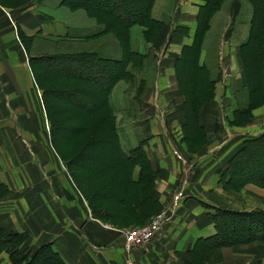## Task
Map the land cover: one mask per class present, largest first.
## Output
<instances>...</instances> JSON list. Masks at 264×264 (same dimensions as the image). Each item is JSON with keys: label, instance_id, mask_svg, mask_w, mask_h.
Instances as JSON below:
<instances>
[{"label": "crops", "instance_id": "0c3cea01", "mask_svg": "<svg viewBox=\"0 0 264 264\" xmlns=\"http://www.w3.org/2000/svg\"><path fill=\"white\" fill-rule=\"evenodd\" d=\"M205 1L176 0L171 6L174 18L162 22L152 44L145 42L140 26L129 29L131 49L140 53L147 45V58H158L159 65V73L152 83L146 85L139 102L142 106L152 105L154 110L144 114L139 129L145 138L142 146L147 162L118 160L109 162L110 166L109 163L101 166L108 169V177L113 176V186L96 197L91 192L92 186L86 183L88 198L76 186L52 145V150L47 146L46 151L52 158L50 161L45 155L43 157L37 145L28 151L35 158L33 160L18 162L0 158V184L8 188V194L0 199L1 229L26 233L25 247L50 243L65 264H124L128 256L142 264H185L189 258L187 252L195 241L215 232L208 214L210 208H256L244 201H237L240 205L243 203L242 207L235 206V189L224 186L220 179V171L235 152L234 141L230 145L224 144L234 135L235 127L230 122L238 104L229 92L228 82L229 79L239 81L242 78L239 45L247 38L249 26L238 18L242 1H229L223 19L221 7L210 19L198 54V63L206 70H201L197 77L193 76L194 72L187 69V63L182 59L183 48L193 42L198 13ZM158 4L159 8L169 7L168 0H159ZM0 10V30L9 31V34L1 33V37L7 40L6 48L0 45L2 138H27L18 129L10 128L13 110L4 97L8 88H19L17 100L28 97V90H22L20 74L27 82L24 89L30 90L35 97L34 103L40 101L46 118L41 90L30 65L31 57L86 52L112 59L123 56L114 34L106 31L83 8H69L63 0H24L15 7L0 6ZM214 22L220 28L216 35L218 44L215 42L214 47H209ZM179 26L183 28L182 32L178 31ZM11 37L16 38L25 50L27 58L24 60L19 49L14 47L11 50ZM12 53H19L17 57L21 59L15 62L11 59ZM217 59L225 60L224 72L214 71ZM11 74L16 75L12 80ZM129 80L132 82L133 76ZM114 96V90L110 91V104ZM9 101L15 105L11 99ZM28 101L30 103V99ZM118 103L115 99V106ZM259 108L255 113L264 112V104ZM138 109L134 114L129 113L134 118L132 122L140 119ZM114 117L120 148L128 156L139 146L138 140L128 141L130 148L127 150L119 133L118 121L123 120L117 111ZM198 131H204L206 140L198 147H192ZM262 131L264 128L252 122L244 126L241 133L255 135ZM50 150L57 154V158L49 156ZM62 169L67 176L63 175ZM241 193L251 196L259 208L264 206L263 188L248 184ZM161 211L167 213L166 223L144 247L127 249L129 253L126 254L124 229L147 224ZM227 251L220 264L250 263L248 257L237 258ZM8 259L5 252L0 253V264H8Z\"/></svg>", "mask_w": 264, "mask_h": 264}, {"label": "trees", "instance_id": "16d2710c", "mask_svg": "<svg viewBox=\"0 0 264 264\" xmlns=\"http://www.w3.org/2000/svg\"><path fill=\"white\" fill-rule=\"evenodd\" d=\"M140 1L63 0V3L69 8H83L106 31L114 34L123 51V56L120 59L104 58L92 52L30 58V65L34 71L36 82L42 91L41 97L45 114L51 122V136L54 137V132L58 127L53 120L60 121V119H63V123L70 127L67 139H65L66 146L77 149V154L68 160L72 170H75V168L83 170L84 168L79 161L84 157V154H91L92 151L98 149L104 150L106 156H112L110 162L118 160L130 163L147 162L144 152L139 146L134 148L128 156L121 150L113 109L108 100L114 84L128 72V68H130L128 65L130 64L133 69H139L143 66V59L146 60L147 54L144 56V54L142 55L130 49L128 36L131 26L142 25L145 29L143 33L145 42L151 44L157 39L162 26L161 21L151 18L150 8L154 0H142L143 3L138 9L134 4ZM223 1H205L198 13V24L193 42L190 46L183 48L182 59L187 62V69H191L195 77L200 74L201 70H206L203 64L198 63V54L202 48L203 38L209 27L210 19L221 8ZM248 1L252 7L253 18H251L249 24L247 38L239 45L242 78L239 80L238 89L245 95V104L234 108L231 125L238 120H242V124L246 125L250 120V111L264 104V0ZM70 61L75 62L77 67H82L80 68L81 73L84 72V74L75 73V71L69 70V67L66 68L68 70L59 71V73L47 67L49 62L52 64V62L67 63ZM108 70H111V73L104 85L101 86L96 101L86 106L66 101L65 97L69 95H81L88 100L87 93L97 86L93 74L101 71L107 72ZM131 77L127 79L129 80ZM192 96L194 97V90H192ZM60 111L66 112V116L64 114L65 118L61 116ZM247 117L248 119L244 121ZM204 134V131L203 133L198 131L196 138L192 141V147H198L201 142H205L206 137ZM51 141L55 148L59 150L53 138H51ZM254 145L255 147L264 148V131L259 135L249 137L248 141L228 159L226 169L220 176L224 186L235 189V186L241 187L245 183H253L264 188V175H243L237 183L235 179L232 181L230 177L226 176L229 173L236 176L237 169L247 167V161H242V158L248 155ZM238 164L240 166H237ZM108 165L110 166L111 163ZM107 170L106 168L94 170L85 168L84 184L87 183L92 186V191H90L96 197L109 191L113 186L114 178L106 175ZM129 170L131 171L130 167ZM74 181L87 196L88 192L84 189V184L81 187L82 185L75 178ZM7 194V186L0 184V199ZM87 197L89 198V196ZM212 209L215 213L209 212L208 214L214 224L215 232L195 241L194 246L187 252L189 258L185 264H204L207 262L204 260L205 258L212 253H220V248L224 246L256 240L264 242V209L249 211L217 207ZM260 224L261 227L259 228L258 225ZM26 239L27 235L25 233L5 232L0 228V252L6 251L9 254L10 264H36L40 261L41 264H65L50 243L40 244L32 250L21 253V246Z\"/></svg>", "mask_w": 264, "mask_h": 264}, {"label": "rangeland", "instance_id": "374dc122", "mask_svg": "<svg viewBox=\"0 0 264 264\" xmlns=\"http://www.w3.org/2000/svg\"><path fill=\"white\" fill-rule=\"evenodd\" d=\"M23 1L24 0H0V3L2 4L0 6L15 7L19 3H22ZM158 1L159 0H154L151 4V8H150L151 18H153L154 20H157L159 22L160 21L163 22L165 20H169V19L174 18V14L172 13L173 7H171V6L176 0H168V6H169L168 8L167 7L159 8L160 5L158 4ZM229 1H232V0H224L223 3L221 4V7H222L221 8V16L226 11ZM240 1H242L243 5H242V12L239 14V17H238L239 21L241 23L249 26L251 18H253L252 7H251L248 0H240ZM142 3L143 2L141 0L139 3H135L134 6L136 5V7L138 8L141 6ZM243 7H244V10H243ZM1 13H2V11L0 10V16H2ZM211 19H212V17H211ZM221 19H223V16L221 17ZM222 22L224 23V20H222ZM136 25L140 26L143 29V33H144V30H145L144 27L142 25H139V24H136ZM136 25H133V26H136ZM212 26L214 28L210 30L209 40L207 37L209 47L215 46L216 35L218 33H220L219 32L220 28L218 26V23L214 22L212 24ZM10 29L12 30V33L14 34V27L11 26ZM177 29L179 32L183 31V28L181 26H179ZM3 32L6 34H9V31H8V29L0 30V45H2L5 49L7 40L5 39V37H3V38L1 37V33H3ZM11 38H12L11 50L13 51L14 47H15L16 49L20 50L19 52H21V54H22L20 56L23 57V60L25 58H27V57H25V53H26V52H24L25 50L20 46V44L18 43L16 38H13V37H11ZM143 38H144V35H143ZM216 43L218 44V42H216ZM144 48L146 50L143 52V48H142L140 53L142 55L144 54V56H145L147 51H148L147 45H144ZM130 49H131V47H130ZM148 54H149V52H148ZM27 55L29 57L28 52H27ZM17 56H19V53L17 55H14L12 53L11 59L14 60L15 62H18L21 58L17 57ZM157 60H158V58H155V59L151 58L150 59V57H149V59H148L146 56V60L143 59V66L140 67L139 69H133V67L129 64L128 67H130V68H128V72L123 75V77L120 81H117V83L115 84L116 85L115 89H114V86L111 89V91L114 90L115 96L112 99V104H110V105L113 109V113H115V111H117V115H119L121 117V119L123 120V121H118L119 122V133H120V136L122 139V144H123V146H125V148L127 150L130 148V143L128 141H134V140H138L139 147L143 150L142 145H143V142L145 141L144 140L145 138L139 131V129L141 128L140 126L143 123L141 118L144 116V114H147L148 111H150V109L153 110V106L152 105H143L142 106L139 102H140V99L142 97V94L144 93L145 89L147 88L146 85L152 83L155 80V75L159 73L158 72L159 71V65L157 63ZM216 61H217V67L214 69V71L217 72L216 69H218L219 71L224 72V70H226V66H227L224 63L225 60L220 61L219 59H217ZM18 64L19 63H15V65H18ZM214 65H215V63H214ZM47 67L50 68V70L57 71L58 73H59V71L64 72V71L68 70V69H66L68 67L70 68L69 70L75 71V73H77V72L81 73L80 68H82L80 66L77 67L75 65V62H73V61H70L67 63L52 62V64H50V62H49ZM83 70H84V68H83ZM21 72H23V71H21ZM110 73H111V70H108L107 72L101 71V72H97L96 74H93V77H94V80H95V83L97 86L94 89H90V92L87 93L88 98H89L88 100L86 98H84V96H81V95H76V96L69 95V96L65 97L66 101L74 102L80 106H86L87 104L92 103L93 101H96L99 97V91L101 90V86L104 85V83L108 79ZM81 74H84V72ZM20 76L22 77V79H21V84L23 86L22 90H28V92H29L28 97L23 98L21 101L17 100L16 96L18 94L20 95L19 88H8L7 91L4 92V97L7 99L8 106L11 107L13 110L12 118L9 120V121L13 122V125H11L10 128L15 129V130L18 129L20 132H22L21 134H26L27 138L20 137V136L8 137V138L0 137V147L2 150L0 153V158H2L4 161H18V162L26 161V160H33L35 158L32 157V154H29L28 151L30 150V148L32 146L37 145L39 147V150H42L43 157L46 156L48 158V160L50 161V159H52V158L48 157V153L46 151L48 150L47 146H49V148L52 150V148H51V145H52L54 150L56 151V153L60 157V160L65 163L66 169H67L70 177L73 180L75 178L77 180V182H79L82 185L81 187H83L85 168L88 170L98 169L101 166H104L107 163H109L111 161L112 156H109V155L106 156L104 150H102V149L101 150L98 149L99 151L98 150H96L94 152L92 151L91 154H88V155L84 154V157L79 161L80 165H82L84 168L83 170L76 169V168H75V170H72L70 168V162L68 160H70V158H72L73 156H75L77 154V149H72V148H69L66 146L67 144H66L65 139H67V135H68V132L70 131L69 130L70 127L68 125H66L65 123H63V121H62L63 119H60V121L53 120L55 122V125H58V127L56 128V130L54 132V137L51 136V134H50L51 133V131H50L51 130L50 120H48L47 117L44 118L42 110H41L40 101L38 103L37 102L34 103L35 97H33L31 95V92L29 89H24L27 82L23 78L22 74H20ZM130 76H133L132 82L127 79ZM13 77H16V75L11 74V80L13 79ZM238 83H239V81L236 78L229 79V82H228L229 89H230L229 92H230L231 96L238 103L235 105L236 107L242 106L243 104H245L244 103L245 95H244V93H242L238 89ZM12 84H14V83H12ZM131 91L133 92V94L131 93ZM41 93H42V91H41ZM131 95H133V96L131 97ZM71 96H74V97H71ZM138 96H139V100L137 102ZM59 97H61V96H59ZM68 97H70V98H68ZM9 99H11L15 103V105L12 104L9 101ZM28 99H30V103H29ZM115 99L118 102H120L116 106L114 104ZM261 106H258L256 108H254L252 111H250V113H251L250 117L251 118L249 117L250 120L246 125H249L252 122H254L255 125H259L260 128L261 127L264 128V112H259L258 114L255 113V110H257ZM137 108H139L138 111H139L140 119L132 122L131 120L134 118H131V114H129V113L134 114L135 111L137 110ZM142 109H143V111H142ZM126 110H128V112H125ZM60 114H61V116H63L65 118V116H66L65 111L64 112L60 111ZM64 114H65V116H64ZM247 119H248V117L246 119H244V121H246ZM242 122H243L242 120H240V121L238 120V121H236L235 124H232L233 127H235V132L232 131V133L234 135L232 138L229 137V140L227 143H224V144L230 145L231 142L234 141V146H235L234 150L235 151L237 149H239L246 141H248L249 137H253V136L261 134V132L258 134H255V135H252L249 133H245V134L241 133L242 128H244V126H246V125H243ZM63 125H64V127H62ZM60 128H63V129H60ZM117 129H118V127L116 125V130ZM117 134H118V132H117ZM51 138H53L54 143H55L56 147H58L59 150H57L55 148V146L52 144ZM246 138H248V139L246 140ZM3 146H5V151H3ZM103 148L105 149V147H103ZM51 150L48 151L49 156L52 155L55 158H57V154L55 155V153H53V151H51ZM242 161H247V163H246L247 167H245L244 169H242V168L237 169L236 176H232L230 173L228 175H226V176L230 177V180L234 181V179H235V182L237 183L238 181L241 180L240 177L243 175L244 176L248 175V174L264 175V148L263 147H255V145H254L252 147V150L248 153V155H246L242 158ZM237 166H240V165L238 164ZM225 169L226 168H224V169H222V171H220V176H221V173H223ZM62 171L64 172L63 175L67 176L63 169H62ZM74 183H75V181H74ZM228 183H230V182H228ZM248 184H253V183H245L241 187L235 186V199H237L235 201V203H236L235 206L242 207L241 205H243V203H241V205H240V202H237V201H244V202H249L252 205H255L256 208L234 209V210L249 211V210L264 209V206L259 208L257 206L256 202L251 199V196H246V193L244 195H242V193H241L242 189ZM76 186H77V184H76ZM236 187H239V188H236ZM260 188H262V187H260ZM84 189H86V183L84 184ZM252 197L259 200V198L255 197L253 194H252ZM263 205H264V202H263ZM235 208H237V207H235ZM209 212H211L212 214L215 213L212 208H210ZM138 226H143V225H138ZM133 227H137V226L127 227L124 230L129 229V228H133ZM258 227L260 228L261 224L258 225ZM5 232H8V231H5ZM16 232H18V231H16ZM19 233H21V232H19ZM22 233H24V232H22ZM27 240H28V235H27V239L25 240V242L21 246V249H20L21 253H25L26 251L32 250L35 248V247H31V248L27 247L26 248L24 244L27 243ZM124 249H126L125 250L126 254H128L129 251L127 250L126 246ZM137 249H139V248H137ZM226 249H228L227 252L231 256H236L237 258L238 257H248V258H246L250 261V263H248V264H264V242L259 241V240L248 242V243H237V244H234L231 246H224V247L220 248V253H212L207 258H205L204 260H206L207 262H205L204 264H220L221 262H223V260H224L223 259V253L225 254ZM129 250H131V249H129ZM2 252H5L8 255V257H9L8 264H10L9 254L6 251H2ZM128 257H126L124 259V261ZM36 264H41V261L37 262ZM140 264H142V263H140Z\"/></svg>", "mask_w": 264, "mask_h": 264}, {"label": "built area", "instance_id": "2783aa9c", "mask_svg": "<svg viewBox=\"0 0 264 264\" xmlns=\"http://www.w3.org/2000/svg\"><path fill=\"white\" fill-rule=\"evenodd\" d=\"M168 220L167 213L161 211L143 226L129 228L123 231L125 246L129 249L144 247L154 237L158 229ZM124 264H140L135 259L128 257Z\"/></svg>", "mask_w": 264, "mask_h": 264}]
</instances>
